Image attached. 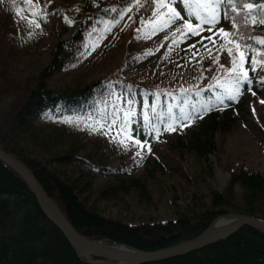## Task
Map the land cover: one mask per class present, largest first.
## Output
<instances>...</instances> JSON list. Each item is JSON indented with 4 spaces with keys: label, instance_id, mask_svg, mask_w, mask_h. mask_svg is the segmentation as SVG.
Returning <instances> with one entry per match:
<instances>
[{
    "label": "rangeland",
    "instance_id": "374dc122",
    "mask_svg": "<svg viewBox=\"0 0 264 264\" xmlns=\"http://www.w3.org/2000/svg\"><path fill=\"white\" fill-rule=\"evenodd\" d=\"M112 1L63 0L64 16L71 22L68 23L57 16L58 0H21L24 6L17 0H0V57L6 65L5 82L9 81L8 92L0 97V116L5 119L13 115L25 101L27 88L33 87L46 69L50 71L42 76V85L50 94H80L100 82L106 92L95 88L94 94L100 99L98 115L79 120L72 129L70 117L58 120L49 114L42 116L37 122L39 140H24V153L78 188L89 211L121 225L157 226L186 218L202 219L219 210L259 219L249 215L253 212L243 202L244 192L232 179L241 173L264 180V85L259 84L261 89L255 96L244 91L233 104L226 101L227 107L209 108L202 118L193 119L183 130L164 131L168 122L165 120L160 124L158 137L146 136L144 114L151 118L154 101L163 104V113H167L179 102V96L169 93V89L196 90L202 74L211 66L219 67L213 57L222 41L216 38L213 47L204 40L212 48L209 55L197 43L199 36L179 42V35L173 37L169 29L146 38L141 22L134 21L133 10L125 12L124 18L107 31L99 25L79 31L81 18L105 11ZM17 9L24 19L15 15ZM30 11L43 17L37 21L39 29L27 23ZM220 26L230 29V22L222 21L217 27ZM77 33L79 38H75ZM208 35L207 31L201 33ZM59 41L66 43L65 51L73 61L67 70L51 68ZM192 44L195 48L189 47ZM261 79L264 70L255 73V81ZM143 85L161 91L156 100L140 90ZM195 97L190 95L192 100ZM116 110V125L110 129L102 127L112 123L113 118L107 116ZM129 111L134 113L129 129L138 133L137 139H147L151 147L143 159L135 155L136 148L125 151L111 139L117 136ZM178 112L177 107H172L173 116ZM226 119L232 125L215 132L213 150L199 149L201 129ZM129 160L134 162L126 167ZM115 167L120 170H112ZM217 196L224 197L223 205H214ZM240 243L217 256L220 260L214 263L229 264L233 257L240 256L237 264H264V250L255 241L256 246Z\"/></svg>",
    "mask_w": 264,
    "mask_h": 264
},
{
    "label": "trees",
    "instance_id": "16d2710c",
    "mask_svg": "<svg viewBox=\"0 0 264 264\" xmlns=\"http://www.w3.org/2000/svg\"><path fill=\"white\" fill-rule=\"evenodd\" d=\"M17 1L24 6L21 0ZM88 1L94 2L96 0ZM142 2L144 3L143 8H134L136 0H113L105 11L81 18L79 31L91 29L93 25H99L104 29L106 26L111 27L120 18L121 10L128 8H133L134 21L138 23L151 14L153 7L145 0H142ZM261 2H264V0H261ZM112 9H116V11H112ZM57 16L60 19L65 18L63 0H58ZM250 33L253 36L264 38V26L251 28ZM78 36L79 33L75 35V38H79ZM2 40L5 41V39ZM65 44V42L59 41L53 53L51 68L57 66L67 70L72 65L73 61L68 52L65 51ZM221 55H226V53ZM221 64L227 66L224 60H221ZM218 69L217 66H211L204 73L198 85V90L191 91V94H189L194 95L199 91L201 96L193 98L192 101L214 98L213 93L209 94L206 90L205 92L202 90L213 83L211 77L219 74ZM49 71L46 69L38 77L34 86L27 88L25 101L20 103L13 115L5 119L4 116H0V148L26 167L38 185L52 199L60 213L80 236L89 241H101L111 246L125 245L140 251L154 252L196 238L207 229L215 218L227 214L223 210H219L203 216L202 219L186 218L185 220L162 223L157 226H125L105 220L89 211L77 191L78 188L64 182L60 177L46 169L44 165L39 164L35 159L24 153L26 151L24 140H39L36 132L38 129L37 122L45 114H49L53 119L58 120L65 117L72 118L71 129L78 124L79 120L86 121L96 117L100 107V99L95 96L94 90L98 87L101 89V93L106 92L103 90V82H100L96 83L90 90L82 91L80 94H50L45 91L42 85L43 77ZM250 75L254 77L252 90L259 92L261 89L260 83L255 81V73H250ZM4 77L7 78L6 65L0 57V97L9 90V81L5 82ZM140 90L150 94L153 100H156L159 93L145 85ZM168 92L179 96V104L182 99L181 92L174 90ZM231 103L233 104V102ZM154 104L156 111L163 113V104L158 101H154ZM118 114L119 111L116 110L111 116L107 117H116L117 119ZM157 123L160 127L162 122L158 121ZM231 125L232 121L226 119L222 122L213 121L202 128L199 133L200 137L197 138L199 149H202L203 152H211L214 148L213 138L215 132L220 129H229ZM128 165H130L129 162H127ZM119 168L115 167L112 170L119 171ZM232 183L239 184L242 188L244 192L243 202L249 206L248 211L253 212L249 215L264 220V180L260 181L258 178L240 173L232 179ZM224 200V197L217 196L214 205H223ZM253 205L255 208L252 207ZM250 240L255 241L264 250V233L251 227H245L228 239L189 255L148 264H215L217 256H223L228 252V249L236 248L241 244L240 241L244 244L251 243ZM240 258V256L239 258L233 257L229 264H237ZM220 263L227 264L225 262ZM0 264H89L76 255L61 232L45 216L26 182L2 161H0Z\"/></svg>",
    "mask_w": 264,
    "mask_h": 264
},
{
    "label": "snow or ice",
    "instance_id": "6c2138e0",
    "mask_svg": "<svg viewBox=\"0 0 264 264\" xmlns=\"http://www.w3.org/2000/svg\"><path fill=\"white\" fill-rule=\"evenodd\" d=\"M29 2L30 0H25V3ZM145 2L153 6L151 15L140 21L146 38H151L169 29L172 30L173 37L179 35V42L199 36L200 40L197 43L202 44L209 55L212 54V48L204 44V40H207L213 47H216V38L222 41L217 48V54L213 57L214 63L219 65V74L211 77L213 83L209 85V91L213 93L214 98L197 100L194 103L189 95L191 89H181L180 103L169 107L167 113H158L153 104L151 106L153 116L150 118L147 113L144 114L146 136L152 133L159 136L158 121H168L164 131L183 130L184 127L190 126L193 119L202 118L209 108L227 107L226 101L233 103L238 101L245 90L251 92L253 96L256 95V92L252 91L254 77L250 73L264 70V38L251 35L250 29L264 26V2L261 0H145ZM177 5H180V10L177 9ZM133 7L143 8L144 3L142 0H136ZM132 10L133 8L121 10L120 18L123 19L125 12ZM15 15L24 19L20 9L16 10ZM42 19V16L30 11L27 23L39 29L40 23L37 21ZM129 19H131L130 16ZM65 20L71 23L67 21V18ZM222 21L230 22V29H225L223 26L217 27L222 24ZM108 27L106 26L105 31ZM142 30L138 29V31ZM204 31L209 32L210 35L201 36ZM173 43L177 41L174 39ZM189 47L195 48V44ZM222 53L226 55H221ZM221 60H224L227 66L221 64ZM259 83L264 85V79H261ZM194 95L200 97L201 92L198 91ZM261 103L264 104V100H261ZM172 107L179 108L176 116L172 114ZM220 110L223 108L221 107ZM253 112L255 114V110ZM132 115L134 113L131 111L125 114L119 125L117 136L111 139L122 146L125 151L129 147L136 148L135 155L143 159L145 152H151V147L147 139L144 141L137 139L138 133L134 134V130L129 129ZM65 123H70V121H65ZM115 125L116 117H113L111 124L102 127L110 129Z\"/></svg>",
    "mask_w": 264,
    "mask_h": 264
},
{
    "label": "water",
    "instance_id": "95a60500",
    "mask_svg": "<svg viewBox=\"0 0 264 264\" xmlns=\"http://www.w3.org/2000/svg\"><path fill=\"white\" fill-rule=\"evenodd\" d=\"M0 161L14 170L26 182L45 216L61 232L68 243L74 248L77 255L79 256L78 250L89 253L90 257L84 258V261L90 264L156 263L167 259L186 256L219 241L226 240L244 227H251L264 233V221L260 219H251L244 215L230 214L216 218L198 237L169 249L146 252L120 245L115 247L118 248L119 251L109 253L101 252L93 248L94 244L100 242L89 241L80 236L72 228L53 201L46 195L30 172L19 160L0 149ZM223 218H233L234 221L227 229L214 233L215 223Z\"/></svg>",
    "mask_w": 264,
    "mask_h": 264
},
{
    "label": "bare ground",
    "instance_id": "6f19581e",
    "mask_svg": "<svg viewBox=\"0 0 264 264\" xmlns=\"http://www.w3.org/2000/svg\"><path fill=\"white\" fill-rule=\"evenodd\" d=\"M233 221H234L233 218H223V219L218 220L215 223L214 233H218V232H221V231L227 229L233 223ZM93 248L96 249V250H98V251L106 252V253L114 252V251H119L118 248L110 247L109 245H107L105 243L94 244L93 245ZM78 254L82 258L90 257L89 256V253L88 252H85L83 250H78Z\"/></svg>",
    "mask_w": 264,
    "mask_h": 264
}]
</instances>
